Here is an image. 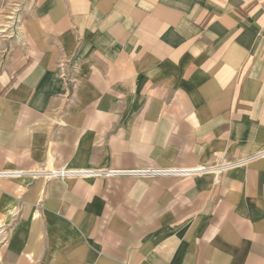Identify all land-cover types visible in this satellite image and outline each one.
I'll use <instances>...</instances> for the list:
<instances>
[{
  "label": "crops",
  "instance_id": "obj_1",
  "mask_svg": "<svg viewBox=\"0 0 264 264\" xmlns=\"http://www.w3.org/2000/svg\"><path fill=\"white\" fill-rule=\"evenodd\" d=\"M223 162L0 179V264H264V0H34L0 42V169Z\"/></svg>",
  "mask_w": 264,
  "mask_h": 264
},
{
  "label": "built area",
  "instance_id": "obj_2",
  "mask_svg": "<svg viewBox=\"0 0 264 264\" xmlns=\"http://www.w3.org/2000/svg\"><path fill=\"white\" fill-rule=\"evenodd\" d=\"M70 60L59 62L58 64V76L60 79H64L67 82L71 79L70 73L65 71V65ZM234 162H223L220 164H214L211 167L198 166L192 169L182 170H159V169H142V170H123V169H92V168H71L67 165L59 167L49 166L45 168H36L32 170L24 169H0V178H18L21 176H28L30 178L41 177L46 180L59 179L63 180L66 178H88V177H122V176H149L157 174H182L188 175L192 173H198L206 169H216L223 171L226 168L233 165Z\"/></svg>",
  "mask_w": 264,
  "mask_h": 264
},
{
  "label": "rangeland",
  "instance_id": "obj_3",
  "mask_svg": "<svg viewBox=\"0 0 264 264\" xmlns=\"http://www.w3.org/2000/svg\"><path fill=\"white\" fill-rule=\"evenodd\" d=\"M33 3L34 0H0V42L3 46L9 44L10 40L19 37L20 24L25 15V10L29 9ZM38 178L41 177L31 179L36 180Z\"/></svg>",
  "mask_w": 264,
  "mask_h": 264
}]
</instances>
